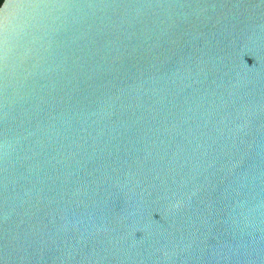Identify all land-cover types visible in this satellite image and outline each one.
<instances>
[{"label":"water","instance_id":"water-1","mask_svg":"<svg viewBox=\"0 0 264 264\" xmlns=\"http://www.w3.org/2000/svg\"><path fill=\"white\" fill-rule=\"evenodd\" d=\"M0 264H264V0H2Z\"/></svg>","mask_w":264,"mask_h":264},{"label":"trees","instance_id":"trees-1","mask_svg":"<svg viewBox=\"0 0 264 264\" xmlns=\"http://www.w3.org/2000/svg\"><path fill=\"white\" fill-rule=\"evenodd\" d=\"M2 0H0V2H1Z\"/></svg>","mask_w":264,"mask_h":264}]
</instances>
